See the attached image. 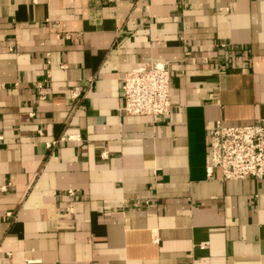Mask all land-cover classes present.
<instances>
[{
    "label": "crops",
    "instance_id": "0c3cea01",
    "mask_svg": "<svg viewBox=\"0 0 264 264\" xmlns=\"http://www.w3.org/2000/svg\"><path fill=\"white\" fill-rule=\"evenodd\" d=\"M152 61L159 123L119 110ZM262 118L264 0H0V264H264V177L207 173Z\"/></svg>",
    "mask_w": 264,
    "mask_h": 264
},
{
    "label": "built area",
    "instance_id": "2783aa9c",
    "mask_svg": "<svg viewBox=\"0 0 264 264\" xmlns=\"http://www.w3.org/2000/svg\"><path fill=\"white\" fill-rule=\"evenodd\" d=\"M220 46L226 47L227 44ZM42 86V82L36 83L37 88L41 89ZM121 88L124 103L120 111L127 115L148 116L154 123L169 117L171 89L170 72L166 62L138 63L123 75ZM69 93L72 97H77L79 87H73ZM39 98L45 99V95L40 93ZM30 115H33V112ZM52 143L54 142H48L47 145ZM209 154V176L217 177L218 171V177L222 180H240L247 176L263 178L264 118L259 123L243 125H227L222 119L216 121L209 132ZM68 194L73 195L74 192L69 189ZM67 211H71V208L68 207Z\"/></svg>",
    "mask_w": 264,
    "mask_h": 264
}]
</instances>
